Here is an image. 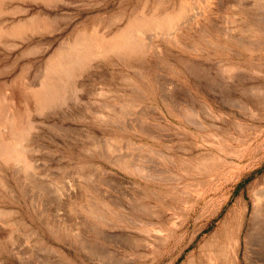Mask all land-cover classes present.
I'll return each instance as SVG.
<instances>
[{"label": "rangeland", "instance_id": "obj_1", "mask_svg": "<svg viewBox=\"0 0 264 264\" xmlns=\"http://www.w3.org/2000/svg\"><path fill=\"white\" fill-rule=\"evenodd\" d=\"M6 1L0 23L49 21L0 41V264H264V0ZM153 12L183 20L143 36L145 62L85 61ZM50 64L57 97L21 99Z\"/></svg>", "mask_w": 264, "mask_h": 264}, {"label": "bare ground", "instance_id": "obj_2", "mask_svg": "<svg viewBox=\"0 0 264 264\" xmlns=\"http://www.w3.org/2000/svg\"><path fill=\"white\" fill-rule=\"evenodd\" d=\"M29 1H33V3H36V4H46V3H48L49 0H29ZM4 2H7V1L6 0H0V15H3L5 12L7 13L8 11H10L9 9H12L10 7L8 9L7 6H4V4H3ZM160 2L161 1L159 0V2L157 3L156 6H159ZM163 2H164V0H163ZM13 7H15V6H13ZM19 8L18 9L16 8L18 10V12H19ZM158 13L157 12H153V13L149 14L147 17L146 16L145 17L144 16L139 17L140 15H137L135 17L128 18L127 21L125 22V25L123 26V28L121 30L117 31L118 32L117 34L114 33L111 36L98 35L100 39L96 38L97 41H96V39L94 40V38H92L94 36H92V37L89 36L91 38L88 37L89 38L88 42H82V43H84V45L88 46V49L90 47L89 57L87 59H85V61L87 62L90 59L91 62H92L93 61L92 58L93 57L95 58L96 55L100 54V53L102 55H106V56L107 55H112V56H115L117 58L119 57L120 60H123L122 58L128 57L130 55L136 56V55H139L141 53V57L143 58V60L142 61L140 60V61L141 62H145V60H144L145 51L141 47L142 46L141 45V43H142L141 39L143 38V36L144 35H151V36H159V37H162V38L163 37L167 38L171 33L174 32V30L175 31H179L176 27L179 25L178 23L182 22V20H183V18L181 17L182 15H179L178 12L174 13L173 15H167V13H164V14H158ZM48 16L49 15H46L41 10L40 11L39 10H35L34 12H31V13L23 16L22 18L17 19V21L12 20V19L9 18V20H11V22L9 21L8 23H6V22L0 23V37H1L0 41H2V39H4V38L5 39H7V38L23 39V38H26L28 36L30 38V36H32L34 34H38L39 31L42 32V30H45L48 27V21H49L48 20L49 19ZM137 17H139V18L137 19ZM191 32H193V31H191ZM193 33H195L194 36H196L197 31L193 32ZM179 34H181V33H179ZM187 34H184V35L186 36ZM176 35H177V32H176ZM198 35H202V33L198 34ZM203 35H204V33H203ZM83 36H84V34H81V36H80V38L82 40L85 39V37H83ZM188 36L191 37L192 36L191 33ZM188 36H187V39H188ZM182 37H183V34L180 35V38H177V39H174V40H170V41H172L173 44L181 45L183 48H188L189 46H191V45L186 44V42L184 41L185 38L183 39ZM199 37H201V36H199ZM193 39H194V37H193ZM2 42H4V41H2ZM96 46H98V48H100V49L98 50L96 48ZM145 46L148 47L149 50L153 49V47L149 43L144 45V47ZM94 47H95V49H94ZM96 50H98L99 53L97 52V54H96ZM61 54H63V56H64V58L66 60H67L68 56L71 58V60H72L71 67H73L74 63L76 61V58H77V53L75 51H73V50L66 49V50H63ZM53 55H55V54L52 53L51 56L49 57L50 61H52ZM127 60H129V59H127ZM182 61H185V60H182ZM136 62H135V60H133L132 63H136ZM189 62H188V60L185 61V63L190 66ZM106 63H107V60H106ZM128 63H129V61H128ZM147 63L149 64V61ZM125 64H126V62H125ZM50 66H51V64L47 68H44V71L42 72V75H41V83L38 84V86L34 87V88H36L35 91L33 92L30 88H27L25 90L26 96H24V98H21V99H30L32 101L33 105H34V104L44 103L45 101H48L51 98L57 97L58 89L62 88V86H61V83L60 84L56 83L54 86H52V83H51V80H50L51 73H50V70H49ZM81 69H84V68L82 67ZM128 69H131L132 71H134L135 75H137L138 78L144 79L145 81L147 80V81L151 82L152 75L154 76V74L152 73L153 71L152 72H151V70L148 71L147 68L144 67L143 64H141V63L138 66L129 67ZM71 70H73V68ZM85 70H87V69H85ZM229 71H230V69L228 70V72ZM18 83H19V81H18ZM22 84H23V82H22ZM70 84H71V82H70ZM20 86H22V85L20 84ZM16 87H17V85H16ZM52 87H54L55 89L53 90ZM19 90H20V88H19ZM21 90H24V89H21ZM126 106L128 107V106H131V105H126ZM202 108H204V107L202 106ZM199 113H200V111H199ZM186 114H187V117L189 119H191V120H192V118H195V120H196V117L198 116L197 114L193 113V109L191 111H186ZM201 115H203V114L200 113V116ZM14 134H15V132H14ZM23 136H25L24 132L19 130V132H18L16 137H18V138L20 137L21 141H24ZM108 143H110V142H108ZM108 147L111 148V145L109 144ZM113 148H115V147L113 146ZM16 149H17L18 152H21V153L24 151V148L22 147V145L20 143L17 144ZM15 163L20 165L19 162H15ZM21 168L24 169L25 166H23V164H22ZM138 173L140 175L142 174L143 177H147L149 175L142 168L139 169ZM256 201H257V207L254 206V208H256L255 211H254V215L255 216L256 215H261L259 209L262 207V204H264V198L256 200ZM257 217H255V218H257ZM227 264H228V262H227Z\"/></svg>", "mask_w": 264, "mask_h": 264}]
</instances>
